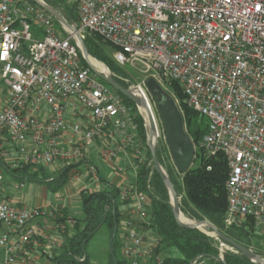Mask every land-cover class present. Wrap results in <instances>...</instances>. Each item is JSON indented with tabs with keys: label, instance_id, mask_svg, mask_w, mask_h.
I'll return each instance as SVG.
<instances>
[{
	"label": "built area",
	"instance_id": "built-area-1",
	"mask_svg": "<svg viewBox=\"0 0 264 264\" xmlns=\"http://www.w3.org/2000/svg\"><path fill=\"white\" fill-rule=\"evenodd\" d=\"M76 9L83 40L102 37L115 47L119 65L146 73L132 89L153 113L157 144L165 135L146 80L181 86L185 103L208 121L198 147L227 158L226 223L250 217L264 225V0H77ZM33 24L41 37L31 32ZM0 82L7 96L0 105V264H40L73 233L76 216L25 201L19 192L35 183L19 180L14 170L29 166L41 177L42 170L80 168L83 174L71 178L78 191L65 186V198L80 199L101 189L94 156L136 178L149 146L133 108L87 63L74 34L33 0H0ZM5 165L13 171L9 178ZM116 184L119 202L130 204L119 224L124 255L130 264H148L159 240L135 219L149 222L147 195L135 182ZM50 229L60 236H49ZM220 247L234 250L224 242Z\"/></svg>",
	"mask_w": 264,
	"mask_h": 264
},
{
	"label": "trees",
	"instance_id": "trees-1",
	"mask_svg": "<svg viewBox=\"0 0 264 264\" xmlns=\"http://www.w3.org/2000/svg\"><path fill=\"white\" fill-rule=\"evenodd\" d=\"M59 10L70 23H77L78 13L65 0H44ZM57 24L59 22L56 20ZM88 52L95 59L105 63L114 74H126L113 57L115 47L99 36H88L84 40ZM113 47V48H112ZM121 85H129L114 77ZM172 94L178 99L183 111L185 127L195 146V159L191 168L184 174L178 173L175 166L167 164L164 157L165 148L157 144L156 151L160 163L166 169L179 197L182 213L195 220H208L230 238L251 248L255 244V252L264 256V235L256 229L253 218L247 217L240 222L227 225L225 214L228 207L226 181L229 174L227 158L223 153L216 156L208 155L198 147L200 141L208 131V121L197 111L185 103V95L177 82L171 84ZM118 93L124 102L131 106L137 115L139 133L147 146V131L144 121L135 103L122 93ZM142 96V92L137 90ZM145 111L144 106L141 107ZM140 169L135 179V185L147 195L149 222L143 226L151 229L159 240V245L149 257L148 264H257L240 251L225 250L221 252V240L212 237L197 228L181 226L173 213L170 193L154 168L151 153L148 148L146 158L138 160ZM9 173L10 166L5 165ZM29 166L15 169L19 180L27 178L35 184L46 186L53 194L61 191L70 183L72 167L58 171L55 174L42 170L41 177L32 174ZM105 184L99 190L82 192L80 196L82 215L76 216V223L71 235L65 234L62 246L54 258L47 264H93L88 251L90 240L103 227H107L110 236V249L107 264H130L123 252V241L119 236V224L124 214L119 202L120 188L115 182H109L100 174ZM117 232L114 236L115 228ZM207 231L210 228L205 227ZM223 255L225 260L216 257Z\"/></svg>",
	"mask_w": 264,
	"mask_h": 264
},
{
	"label": "water",
	"instance_id": "water-1",
	"mask_svg": "<svg viewBox=\"0 0 264 264\" xmlns=\"http://www.w3.org/2000/svg\"><path fill=\"white\" fill-rule=\"evenodd\" d=\"M33 1H35L40 6L45 8L48 12H50L65 30L74 34L75 41L79 43L83 57L105 82H107L110 86H112L117 91L122 93L125 97L133 101L136 107L140 111L142 106L147 108L149 125H147L146 131H147V144L149 146V150L151 153V160L155 170L160 175L161 179L165 183L170 193V202L177 222L183 227L200 229L204 233L214 236L217 239L221 240L222 242L228 244L232 248L240 251L241 253L246 255L251 261L257 264H264V257L258 255L251 248L230 238L228 235L220 231L212 222L208 220L193 219L196 221L195 223H185L180 219V215H182L183 213L180 209L179 197L177 195L172 180L170 179L166 169L160 163V160L158 158L156 151V146H157L156 125H155L153 113L147 101L144 99V97L138 95L134 91V89L130 87L126 88L123 85H121L119 82H117L110 71L108 73H100L90 63L89 58L92 56L88 52L85 41L81 38L80 34L78 33L76 23H70L59 10H57L56 8H54L44 0H33ZM146 87L152 95L156 96L157 109L163 124V130H164L167 146L170 150L171 157L173 159L177 171L180 174H184L191 168L193 164V161L195 159L196 148L192 138L188 135L186 131L183 113L174 96L169 91H167L154 77H149L146 80ZM236 222H240V221L236 220ZM202 224H206L211 229V231L207 232L206 230H203L201 228ZM116 232H117V226L115 228L114 236ZM216 258L218 260L224 261L225 263L223 255L220 254Z\"/></svg>",
	"mask_w": 264,
	"mask_h": 264
},
{
	"label": "rangeland",
	"instance_id": "rangeland-1",
	"mask_svg": "<svg viewBox=\"0 0 264 264\" xmlns=\"http://www.w3.org/2000/svg\"><path fill=\"white\" fill-rule=\"evenodd\" d=\"M65 1H66L67 4L71 5L72 7H74L76 9L77 0H65ZM76 11H77V9H76ZM58 26L60 28L64 29L60 23H59ZM31 32L34 34L35 37H41L42 36V30L39 27V25H37V24H33L32 25ZM121 67H123L125 69L126 74H118L117 75V74H114L110 69L109 70H110L111 74L113 75V77H115V76L118 77L119 79H121L122 81H124L125 83H127L130 88H133L137 83L141 82L143 80V78L146 77V73L141 68H139V67H136V68L124 67V66H121ZM172 82L173 81H170V80L165 79V78L162 81V83H163L162 86L167 91H169L171 94H172V89H171ZM4 89L6 91L5 85H3L2 82H0V90L4 92ZM146 93H147V96L149 98L150 104H151V106L153 108V111H154L156 117L160 118V115H159L158 109H157V99H156V96L152 95L149 91L146 92ZM1 98L2 99H0L1 100L0 101V104H1V102L3 100V97H1ZM140 115L143 118V121L145 122V119H144L145 114L144 113H142V114L140 113ZM160 121H161V118H160ZM161 124H162V121H161ZM158 143L159 144L161 143V145L165 148L164 157H165L166 163L169 164V165H171L172 167H174L175 164H174L173 159L171 157V153H170V150H169V148L167 146L165 137L163 136V138L160 139V141ZM80 170L81 169L79 168V170L74 171L71 174V178L72 177H75V176L76 177L81 176L83 173ZM55 173H56V171H54L52 175H56ZM130 175H131V173H129V177L127 176L126 178L132 177V175L131 176ZM5 176H7L9 178L8 172L5 173ZM41 186H43V185L37 186L36 184H34V186H32V184H28L27 183L26 186H25V188L21 192H19V193H25L27 197L29 196L31 198L33 196H36L37 195V200L35 201L36 204L37 203L38 204H41L44 207H49L50 204L51 205L52 204L53 205L55 204V205H57V206L54 205L58 209L57 211H59L61 213H64V215L71 214V215H74V216L77 215L79 217L82 215V213H83L82 212V206H81L80 203H77L78 202V201H76L77 200V197L72 198V200H73V202H72L71 199L65 198V194H64L65 192L64 191L61 192V196H54L53 193L49 189H47L46 186L44 187L45 196L44 197L43 196H40L39 197L38 191H41L42 190L44 192V190L41 189L42 188ZM78 186H79V183L77 181H75V180H72V179L70 180V183L67 185V187L71 191H74V192H77L78 191ZM60 197H63V199H59ZM48 198H52L53 200L52 199H50V200H52L54 202H52V203H49L48 202L47 203L46 200H48ZM74 200L76 202H74ZM126 218L127 217L123 218V220H125ZM137 224H138V227L141 228V225L139 223H137ZM227 225H232V224H227ZM202 229L203 230H206L204 226L202 227ZM256 229L260 233H262L264 235V225L257 226V224H256ZM207 232H209V231H207ZM109 236H110L109 230L107 229V227H103L90 240L89 245H88V251H89V253H90L91 257H92L93 264H105L108 261V252H109V249H110V239H109ZM212 237H214V236H212ZM251 249L254 250V251L256 250L255 244L252 245ZM45 261H47V260L45 259ZM47 263H48V261H47Z\"/></svg>",
	"mask_w": 264,
	"mask_h": 264
},
{
	"label": "crops",
	"instance_id": "crops-1",
	"mask_svg": "<svg viewBox=\"0 0 264 264\" xmlns=\"http://www.w3.org/2000/svg\"><path fill=\"white\" fill-rule=\"evenodd\" d=\"M5 95V96H4ZM1 97H3V100H2V102L4 103L6 100H7V96H6V91H5V89H4V92L3 91H1L0 90V99H2ZM1 101V100H0ZM1 102V104L0 105H2L3 103ZM93 161L97 164V166H98V168H99V172H100V174L101 175H103V176H105L106 177V179H108V181L109 182H118L119 180H123V179H126V180H129V181H132L133 183L135 182V177H134V175H133V172L130 170V169H128V170H124V171H118V170H116L115 168H114V166L112 165V164H109V163H106V162H104V161H101V160H98L95 156L93 157ZM127 162V160L125 159V157H122V159L120 160V165L122 166V167H126V163ZM129 173H131V175H132V177H130V178H126L127 176L129 177ZM130 175V176H131ZM104 186H105V184L101 181V186H100V188H104ZM42 187V188H41ZM40 188L41 189H43L44 190V187L45 186H41ZM48 189V188H47ZM67 192V187L65 188H63L61 191H59L60 193L61 192ZM58 192V193H59ZM58 193H55V194H53L54 196H57L58 195ZM64 193V194H65ZM38 195H39V197L40 196H45V190H44V192L41 190V191H38ZM50 199H52V198H48V200H46L47 201V203L49 202V203H52V202H54V201H52V200H50ZM30 200H34V201H36L37 200V195L36 196H33L32 198L31 197H27L26 195H25V201H27V202H29ZM15 201L17 202V203H19V204H21V201L20 200H17V197L15 198ZM76 201H78L77 203H80L81 204V200L80 199H77ZM75 200H74V202H76ZM72 202H73V200H72ZM37 205H40V206H42L41 204H38L37 203ZM51 205V204H50ZM53 205V204H52ZM121 209H122V211H123V214H124V216H123V218H125V217H128L129 215H130V204H124V203H122L121 204ZM75 216H77V215H75ZM123 218L121 219V221L123 220ZM135 219H136V221H137V223H139L140 225H141V228H142V226H143V222H142V220H141V218L138 216V215H136L135 216ZM124 221V220H123ZM48 224L49 225H54L55 224V220H48ZM39 223H40V221H39ZM142 223V224H141ZM151 232H153V231H151ZM154 234V233H153ZM48 235L49 236H51V237H55V236H60L59 234H58V232L57 231H55V230H53V229H50V231L48 232ZM52 235H54V236H52ZM59 239V238H58ZM39 263L40 264H47V261H45V259H40L39 260ZM105 264H107V262L105 263Z\"/></svg>",
	"mask_w": 264,
	"mask_h": 264
},
{
	"label": "bare ground",
	"instance_id": "bare-ground-1",
	"mask_svg": "<svg viewBox=\"0 0 264 264\" xmlns=\"http://www.w3.org/2000/svg\"><path fill=\"white\" fill-rule=\"evenodd\" d=\"M89 60H90V63L96 68V69H98V71H100L101 73H108V69H107V67L105 66V65H103L101 62H99V61H97L96 59H94L93 57H90L89 58ZM141 97H143V96H141ZM141 111L147 116V108L145 107V111H143L142 109H141ZM180 219L183 221V222H185V223H195L196 221L195 220H193V219H190V218H188V217H186L185 215H180ZM208 227L206 224H202L201 225V228L202 227ZM209 228V227H208ZM211 230V229H210ZM210 232V231H209Z\"/></svg>",
	"mask_w": 264,
	"mask_h": 264
}]
</instances>
